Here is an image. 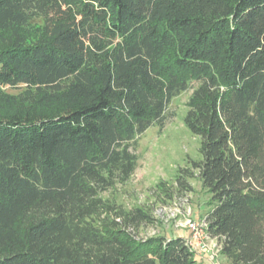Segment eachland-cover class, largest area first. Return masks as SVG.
I'll return each mask as SVG.
<instances>
[{"label":"trees","instance_id":"trees-1","mask_svg":"<svg viewBox=\"0 0 264 264\" xmlns=\"http://www.w3.org/2000/svg\"><path fill=\"white\" fill-rule=\"evenodd\" d=\"M187 91L201 158L159 191L196 176L222 257L264 264V0H0V264H199L102 196Z\"/></svg>","mask_w":264,"mask_h":264},{"label":"rangeland","instance_id":"rangeland-1","mask_svg":"<svg viewBox=\"0 0 264 264\" xmlns=\"http://www.w3.org/2000/svg\"><path fill=\"white\" fill-rule=\"evenodd\" d=\"M5 90L8 93L17 91L11 88ZM189 94L190 91L183 92L172 99L168 109L172 115L166 117L163 127L151 126L139 136L137 167L129 180L102 194L103 197L121 203L124 208H151L156 221L153 225L141 228L140 237L154 234L167 238L185 237L188 233L186 219L194 217L204 220L212 209L208 203L210 193L196 176L188 179L190 191L174 195L171 199L162 195L158 188V185L163 184L160 182H164L165 187L173 185L181 168H187L190 161L201 158L199 138L191 134L183 123ZM205 243L209 249L197 255L199 264H228L220 250L216 249L218 240L210 237L205 239Z\"/></svg>","mask_w":264,"mask_h":264},{"label":"built area","instance_id":"built-area-1","mask_svg":"<svg viewBox=\"0 0 264 264\" xmlns=\"http://www.w3.org/2000/svg\"><path fill=\"white\" fill-rule=\"evenodd\" d=\"M185 227L188 233L184 238L188 248L196 255L206 252L209 248L205 243V239H210V236L207 233L205 220H197L194 217H189L186 219ZM216 249L218 251L220 250L219 244L216 246Z\"/></svg>","mask_w":264,"mask_h":264}]
</instances>
